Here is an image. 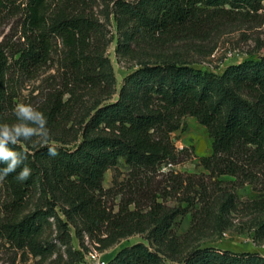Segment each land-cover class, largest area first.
Masks as SVG:
<instances>
[{"label": "trees", "instance_id": "16d2710c", "mask_svg": "<svg viewBox=\"0 0 264 264\" xmlns=\"http://www.w3.org/2000/svg\"><path fill=\"white\" fill-rule=\"evenodd\" d=\"M104 1L108 2L106 19L110 22L114 15L119 50L126 55H132L131 43L138 37L207 38L231 22L261 17L264 12V0ZM81 2L0 0V18L20 17L22 42L0 45V118L11 102L7 77L12 60L29 72L47 64L56 52L64 79L54 111L59 110V120L77 104L86 112L80 121L82 141L73 150L56 145L58 155L50 157L46 146L27 150L20 144L10 145L29 154L25 164L31 176L21 182L12 173L2 180L14 190L15 202L23 201L27 190L38 189L45 205H38L21 221L4 224L3 231L18 246H29L42 255L46 247L36 239L46 222L56 217L60 240L71 255H78L76 261L83 255L71 247L70 225L81 237L88 233L102 248L135 234H147L155 245L177 248L179 236L172 227L196 201L187 198L185 207L170 208L160 201L164 195H155L150 188L163 166L178 161L180 153L171 134L180 129L184 117H195L209 131L213 153L201 162L212 177L257 183L264 192V54L220 74L180 60L142 61L125 78L118 100L105 103L115 94L117 83L106 54L111 41L96 12L81 7ZM85 92L93 96L91 105L80 104ZM120 162L128 168L127 179L119 178ZM112 168L117 173L113 186L106 189L104 178ZM179 178L174 176L176 183ZM226 195L223 209H234L235 193ZM115 199L117 203L108 204ZM200 200L203 207H195L194 217L202 210L211 212L201 194ZM60 203L67 222L56 212ZM110 264H264V255L200 247L182 257L165 258L151 246L137 243L122 249Z\"/></svg>", "mask_w": 264, "mask_h": 264}, {"label": "rangeland", "instance_id": "374dc122", "mask_svg": "<svg viewBox=\"0 0 264 264\" xmlns=\"http://www.w3.org/2000/svg\"><path fill=\"white\" fill-rule=\"evenodd\" d=\"M81 1V7L94 10L105 24L107 38L111 41L106 54L113 64L117 83L115 94L105 103L118 100L125 78L136 70L142 61L156 63L166 59L180 60L197 69L220 74L231 65L258 59L264 54V12L261 17L231 22L207 38L184 36L178 39L147 40L138 37L131 43L132 55H126L119 50L120 32L114 15L111 16L110 22L106 19L108 2ZM20 30L19 16L1 17L0 45H22ZM61 65L57 52L47 64L29 72L20 70L12 60V68L7 77L11 102L8 110L1 116L0 124L16 123L14 106L18 103L30 104L47 119L51 142L73 150L82 141L80 121L85 110L77 104L76 108H69L71 110L60 120L59 110L54 111V104L59 98V89L64 79ZM83 95L80 104L91 105V93L85 92ZM171 137L180 153L178 161L163 166L161 171L153 176L150 190L155 195H164L160 201L170 208L185 207L187 198L196 201L186 215L177 218V223L172 227L179 236L177 248L168 244L155 245L146 238L147 234H135L110 247L102 248L88 233H83L81 237L76 227L70 225L71 247L73 251L83 255L81 261H76L78 255H71L67 246L60 240L58 219L51 217L46 222L42 234L36 239L39 245L46 247L44 254L37 255L31 247H20L11 241L4 233L3 225L21 221L38 205H45V201L40 200V191L35 189L31 193L27 190L28 196H25L23 201L15 202L17 198L14 190L0 180V264H66L69 261L76 264H110L122 249L137 243L151 246L165 258L171 255L182 257L200 247L258 252L264 255V232L261 230L264 223V204H261L264 202V192L259 190L261 185L242 183L231 176L214 178L210 175L201 159L212 155L213 140L208 129L195 117H184L180 129L172 132ZM18 144L27 150L44 147L35 137L31 141H20ZM118 170L120 180L127 179L128 168L124 162H120ZM116 173L114 168L107 171L103 183L106 189L113 186ZM175 175L180 176L178 180L181 184L175 182ZM229 191L236 195V207L224 210L222 203L227 199L226 192ZM200 194L210 203L211 212L206 214L202 210L194 217V213H197H193L195 207H203V202L199 201ZM48 199L52 200L50 196ZM117 202L118 199L109 200L108 204L114 205ZM61 205L63 204L57 206L56 212L67 222Z\"/></svg>", "mask_w": 264, "mask_h": 264}, {"label": "clouds", "instance_id": "9594fccd", "mask_svg": "<svg viewBox=\"0 0 264 264\" xmlns=\"http://www.w3.org/2000/svg\"><path fill=\"white\" fill-rule=\"evenodd\" d=\"M16 123L0 124V180L16 173L18 181L25 182L31 176V169L25 164L29 154L14 150L20 141H31L34 137L47 147L50 157L58 155L57 146L51 142L48 121L44 114L30 104L18 103L13 108ZM17 169H20L17 172Z\"/></svg>", "mask_w": 264, "mask_h": 264}]
</instances>
